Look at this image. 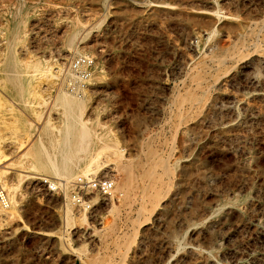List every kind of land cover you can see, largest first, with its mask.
<instances>
[{
	"label": "rangeland",
	"instance_id": "374dc122",
	"mask_svg": "<svg viewBox=\"0 0 264 264\" xmlns=\"http://www.w3.org/2000/svg\"><path fill=\"white\" fill-rule=\"evenodd\" d=\"M216 7L221 19L211 12ZM13 20L23 22L26 37L14 34ZM80 20L89 33L78 45L101 68L84 85L86 112L158 189L148 197L141 176L128 179L121 199L85 211L78 202L68 224L63 187L19 183L16 163L43 126L36 111L51 110V123L61 124L56 93L64 80L74 86L66 63L80 56L64 43ZM263 20L264 0H0V167L8 185L19 184L14 219L0 221V264H264ZM242 34L243 52L208 59L198 87L191 74L200 56L216 41L219 53L234 49ZM12 53L20 64L7 74ZM37 61H50L59 77L48 78ZM189 90L200 101H181ZM143 158L148 164L138 166ZM103 160L104 176L121 184L118 157ZM109 225L118 232L100 231Z\"/></svg>",
	"mask_w": 264,
	"mask_h": 264
},
{
	"label": "bare ground",
	"instance_id": "6f19581e",
	"mask_svg": "<svg viewBox=\"0 0 264 264\" xmlns=\"http://www.w3.org/2000/svg\"><path fill=\"white\" fill-rule=\"evenodd\" d=\"M211 12L214 17H217V19H221L223 15L219 7H216ZM22 23L23 22L19 20H13L11 23V29L13 30L14 34H19L22 32L23 36L20 37H26L29 30H23ZM256 25H259L258 22H256ZM85 26L86 24L81 20L77 22L73 21L70 25L69 31L67 32L64 43L68 47H74L75 53L79 55L84 54L82 52L83 49L78 45V43H82L89 33V31L85 33ZM259 26L261 27L260 30H264V25ZM255 31H257V29H254L253 27L250 33H254ZM216 33L217 27L214 26L208 33V39L212 41ZM238 38L240 41L236 44L233 43L235 46L232 50H228L226 48V51L219 53V48L221 47L220 41H216L213 43L212 49L208 53L200 56L201 61L203 60L204 62L202 64L197 63V71H194L191 74V78L198 87L202 86L203 80L206 78V74L208 73V69L205 65V62L208 61V59L219 58L221 61H223L228 58L233 59L243 52V50L246 48L247 37L246 35L242 34V36ZM15 56V53H12L11 57L7 59L3 69L4 73L11 74L17 71L20 62H17V57ZM257 59L261 60L263 58L258 55ZM37 62L38 66L42 68L41 71H43V73L48 78L51 77L56 80L59 77V74L56 73L57 71H55V67L50 61L43 63L41 61ZM35 65H37V63ZM220 65H222V63ZM100 70L101 68L97 65V63H95L93 66V71L91 69L84 77L77 75L75 71H68V79L75 81L74 86L67 87L69 83L64 80L62 87L57 90L56 98L54 97V105L59 103L62 105L58 116L61 119V124L57 126L54 123H51V110L48 109L45 113V108H42L40 112L36 111L39 116H43V126L38 128L33 137V142L28 147V149L22 153L21 158H19L16 163L18 166L17 172L19 183H21L25 178H30L35 180L39 179L42 181L46 180V182L49 181L52 185L58 183L61 187H63L66 197L64 202L65 218L67 219L68 224H70L72 220V211L78 203V201L73 197L75 181L79 178L88 180L92 177H97L103 173H106L105 169L108 167V159L103 160L104 155L107 156L108 154H115L118 157V168L125 174V180H123L121 184L115 183L114 181V188L110 196L95 194L89 201H85V199L79 201V205L81 206L80 208L82 210L85 211L91 204H97L102 200L105 201L107 199L111 200L113 204L114 200H119L124 196L128 187L127 181H135L139 176L142 178L141 187L145 192V195L151 197V195H153L151 191L158 189L156 185L152 187L146 185V181L143 179L145 172L135 169V167H137V163L128 161L129 159H126L127 156L125 157L123 154L122 148H119V145L112 140L110 129L107 128V126L102 123L98 117L92 120L91 117L88 116V112H86L90 102V97L84 85L94 80L98 76ZM36 91L39 96L43 97L44 99L46 98V96L42 94V90L36 88ZM206 93L207 89H204L202 95H205ZM198 97L199 96L195 92L189 90L186 95L181 97V101H193L196 99L200 101V98ZM177 100L179 99L177 98ZM39 103L42 105L45 104V102ZM182 109L178 105L179 115H182ZM5 156L6 153L3 150L2 145H0V160L5 158ZM147 164L148 161L145 162L144 158L138 162V166L142 167ZM160 164L164 169H166L165 172H167L169 168L168 163L164 159L160 158ZM6 174L7 170L5 167L1 166L0 184L8 190L9 201L7 205H4L0 202V221L14 219L15 213L13 210L18 203V198L15 191L17 187H19V184L12 186L8 185L9 183L6 182ZM149 174L154 176L156 172L154 170H150ZM45 175L51 176L52 179L50 180L45 178ZM104 175L105 174L102 176ZM159 178L161 179V177ZM156 182L158 181L156 180ZM142 207H145V204H143ZM83 215L86 217L85 212H83ZM100 231L103 232V234L106 232L108 234H114L115 232H118L116 225L103 226ZM90 236H93V234Z\"/></svg>",
	"mask_w": 264,
	"mask_h": 264
},
{
	"label": "built area",
	"instance_id": "2783aa9c",
	"mask_svg": "<svg viewBox=\"0 0 264 264\" xmlns=\"http://www.w3.org/2000/svg\"><path fill=\"white\" fill-rule=\"evenodd\" d=\"M94 59L89 55H80L72 57L66 63V70L75 71L77 75L86 76L93 68ZM114 188V179L110 176H97L90 179L79 178L75 181L73 197L79 202L86 198L89 194H99L102 196H110ZM8 195L4 188L0 187V202L4 205L8 204Z\"/></svg>",
	"mask_w": 264,
	"mask_h": 264
}]
</instances>
